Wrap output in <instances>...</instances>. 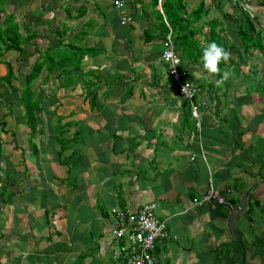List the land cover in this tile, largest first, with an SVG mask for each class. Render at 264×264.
I'll return each mask as SVG.
<instances>
[{"label":"crops","instance_id":"crops-1","mask_svg":"<svg viewBox=\"0 0 264 264\" xmlns=\"http://www.w3.org/2000/svg\"><path fill=\"white\" fill-rule=\"evenodd\" d=\"M114 2L91 3L97 13L89 16L90 40L101 49L111 38L121 48L85 55L83 61L91 62L96 83V70L119 69L118 86L106 75L109 81L96 85V95L105 87L102 97L72 96L70 109L59 117L69 123L64 135L74 143L61 156L53 139L57 132L48 128L34 134L36 147L3 148L8 154L0 158V264H122L113 256L114 211H135L149 203L156 204L157 216L167 224V237L154 252L159 264H264V203H250L252 194L258 202L264 194V184H255L264 179V98L255 91L256 81L253 92L250 86L239 90L245 98L238 102L228 95L229 81L217 87L201 77L203 68L189 64L200 91L186 100L158 59L165 38L145 41L144 29L154 16L148 12L145 28L144 17L122 23L121 15L129 11L110 10ZM201 2L210 9L202 20L220 17L230 41H239L232 23L245 14L264 25V0H187V5L192 9ZM99 3L107 7L102 13ZM215 4L231 14L230 22ZM81 6L72 9L78 12ZM208 30L205 25L201 42ZM235 48L240 51L241 45ZM109 57L119 62L107 68ZM254 70L248 74L257 76ZM132 72L137 75L130 78ZM75 86L72 90L80 94L82 85ZM14 152L24 155L15 162ZM16 169L24 180L17 179ZM252 183L255 188L248 191ZM210 188L225 203H199Z\"/></svg>","mask_w":264,"mask_h":264},{"label":"rangeland","instance_id":"rangeland-1","mask_svg":"<svg viewBox=\"0 0 264 264\" xmlns=\"http://www.w3.org/2000/svg\"><path fill=\"white\" fill-rule=\"evenodd\" d=\"M142 1H146V0H142ZM109 2L111 3V0H109ZM77 3L80 5L86 6L85 13H82V11L76 12L77 10L72 9L74 8L73 6H76ZM91 3L93 4L94 0H6L5 7L7 8V10L5 12L6 13L14 12L15 19L18 22L19 30L21 31V33L24 36L26 35V31L24 28L25 26L27 29H30L33 33L37 32L36 34H38V36L36 37L33 36L34 38L31 39L32 45L28 44L24 46V50L22 53L25 56H28L27 58H24V57L19 58L18 53L13 52V50L4 51L3 55L0 57V76L7 74L8 69L11 67L16 77L12 80L11 83H8V84L3 83V82L0 83V116L2 117V121L7 123L3 127L1 126L0 128V139L2 141V144L0 145V158L3 155L7 156L8 153H6L3 150L4 146H7V144L12 145V146L14 145L13 147L17 148L18 150L19 149L21 150L22 149L21 147L23 146L31 148L37 145V143L29 144V139L27 137L31 136L32 133L30 131L23 132V128L26 127L24 125V117L22 115L23 106L20 101L19 102L17 101V95H18V91L22 89V87L24 86V84L20 82L24 80L26 74L31 70L32 68L31 65L35 61V59L38 57L39 51L45 49L48 46L47 44L48 42L49 44H57L58 46H60V48H63L61 50V57H59L60 55L59 53L55 52L54 54L55 57H54L53 62L57 60L61 62L62 65H64L63 67H66L69 69V79L64 78L62 76V70H63V67H62L59 73L60 75H57L59 71L48 73L45 69H42L39 79H35L32 81L31 90H33L35 93L37 91H42V94H38V96L40 97V102L44 107V110L42 111L43 114L45 115L43 116V120L45 121L44 128L54 129V126L57 122V118H60L59 116H64L63 114L65 113V111H68L70 109L71 107L70 103H71V100L73 99L72 96H77V97L80 96L81 98L84 99L86 89L81 90L80 94L76 93L74 90H72V88L75 89L76 84H81L82 87H84L86 86L85 80L91 79L95 81L90 87V92L92 90L91 93L94 95H96V90H97L96 85L101 82V79L109 81L108 79L109 77L112 79V82L114 83V85L118 86V83H119V82L117 83L118 78H114V76L119 75L120 73L119 69H117V71H114L112 73H109V71L104 68L96 70V73L99 77L98 79L99 83H96L95 75L91 74V71L94 69L90 67L91 62L88 59H85L81 63V67L79 70V73L81 76L79 79H77V76H76L77 72L71 70V68L79 61L80 53L84 52L86 57L87 56L94 57L100 54L101 52L103 53L109 52L111 48H113V46H116L118 49H120L122 46L120 42L118 44L117 42L113 41V39L111 38H106L105 40H103L105 47H102L101 49L100 47L97 48L95 46V43H91L90 35L92 34L90 33L92 30L91 31L89 30L91 26L90 17L93 18L97 13V7L95 6L94 8H92ZM99 4L103 6L101 9L98 8L100 12L103 9L107 8L105 7V4H101V3ZM126 5H129V3L127 2ZM139 5L140 7H143V9L150 8V5L147 3H146L147 7H145L142 2H139ZM0 7L3 8L2 5H0ZM110 10H113L116 13H118V11L120 12L124 10V12L127 13V8L126 7L124 8V6L120 9H117L115 6H111ZM144 13H146V10L144 11ZM3 15L5 14L0 11V16H3ZM123 15L125 17L129 16L128 14H123ZM149 15L151 14L149 13ZM142 16H143V13L141 10L138 12L137 21H141L142 19L141 20L139 19L142 18ZM146 22L147 20L144 19V24H145L144 28L147 26ZM63 23L65 24V27L58 29ZM128 26L129 28H131L130 25ZM255 26L258 29V34H260V36H259V40L256 37H254V39L264 44V25L255 23ZM57 29L60 32L59 37L63 39L62 42L54 38V35L56 33L55 31ZM12 33H13V30L11 31V34ZM82 35L84 36V38L81 40ZM232 43H234L235 45H241L238 40H236V42L233 40ZM75 45L77 46L80 45L81 47H85V49L83 50V52H78V50L73 49ZM34 47H36L35 52L33 50ZM29 54H32V55H29ZM43 54L51 56L53 55V50H50V49L45 50ZM66 54L67 55L69 54L70 58L67 57ZM133 54L135 56H138L137 51H134ZM232 54L233 55L239 54V57L237 58V60L235 58L236 63L231 67V70H229L230 76L227 79V81H229L230 83L226 84L228 95L232 93L233 96H237L238 102H240L241 100L244 101L245 97L244 96L241 97L238 95L239 90L243 88H245L244 90H246V88L250 86L249 89H251L253 92L254 87L251 84L255 82L254 80L256 79H257L256 84L259 88L257 90V93L258 94L262 93L261 89L264 88V72L261 70V66L264 63V50L262 51L254 50L253 53L249 52V54H247L244 52V49L241 47L240 51L234 50ZM253 54L256 55V57ZM104 55L105 54L100 55L99 58H103L104 60ZM93 60H96V59H93ZM129 61H134V60L130 58ZM117 62H119V60L117 61V57L116 58L109 57L106 60V62H104V64H106L107 68H111ZM8 64H10V66ZM131 66L135 67L134 65H131ZM245 66L248 67L247 70H245L246 69ZM251 69L252 70L256 69L254 70L255 71L254 75H257V76H250L248 74L252 72ZM205 73L201 77L208 76L206 79L211 80V81L220 79V77H216L213 74H209L207 72ZM244 73H247V74L244 75ZM136 75H137L136 73L133 74L132 72L129 77L130 78L132 76L135 77ZM199 75H200V72H199ZM42 77L48 78L45 81V84H43L40 81ZM81 77L84 79V81L81 80ZM107 81H104V82H107ZM203 81L204 79L201 78L199 82L203 83ZM13 86H15V88H13ZM100 90L98 91L95 97H98V98L102 97L101 94L105 90V87H102ZM112 90L114 91V89ZM87 91H89V89ZM93 96L88 95L85 98H88L90 100ZM250 96H252L253 98V97H256L257 94H252ZM263 98H264V93H263ZM12 101L13 103L15 102L14 105L12 104ZM257 104H258V107L261 106V104H259V101H257ZM263 104H264V100H263ZM64 122H66V119H64ZM39 130L41 129L39 128L36 131H39ZM14 132H17V134H15L16 136L15 139L13 137ZM40 132H42V130ZM20 133L22 135L25 134V138L22 140L19 139L20 136L19 138H17L18 134ZM36 139L37 137H35V140ZM13 140L17 141V143H14ZM259 147L261 148L262 146H259ZM257 151L258 149H256L255 152ZM23 155L24 154H20V152H14L13 160L17 162L18 160H20V157ZM20 165H25V163L23 162V163L18 164V166ZM0 167H1V164H0ZM12 168H13V164H12ZM0 172L4 176V167L3 169L2 168L0 169ZM16 174L19 175L17 176V179L19 177L22 178L23 180L25 179L22 175L20 176L19 172L15 173V175ZM5 175H7V173ZM14 178H12L11 176L8 180H13ZM0 180H2L1 177H0ZM255 184L256 185L264 184V179L263 180L257 179ZM251 185L252 186L249 188L248 191H251L255 188L254 183H252ZM254 196L256 195L252 194V196L250 197V203L252 204H254V202L256 201V200H253ZM261 203H264V194H263L262 199L258 203L261 205V207H263V204Z\"/></svg>","mask_w":264,"mask_h":264},{"label":"trees","instance_id":"trees-1","mask_svg":"<svg viewBox=\"0 0 264 264\" xmlns=\"http://www.w3.org/2000/svg\"><path fill=\"white\" fill-rule=\"evenodd\" d=\"M160 1L161 3V9L157 8V4ZM128 2L129 5L125 6V3ZM139 2H142L145 7H147L146 3L150 5V8L143 9V7H140ZM145 2V3H144ZM6 0H1L0 5L3 6V8L0 7V11L3 12L5 15L0 16V57L3 55L4 51L13 50V52L18 53L19 58H27L28 56H25L22 52L24 50V46L31 44V39L38 36L36 34L37 32L33 33L30 29H27L25 26L26 35L24 36L21 31L19 30L18 22L15 19L14 12L6 13L5 11L7 8L5 7ZM204 3L201 2L196 7L190 9L187 5V0H124V6L127 8V12L129 11V16L134 18L135 16H138V12L142 10L144 19L149 22V17L147 16L148 12L152 14L155 18V22H151L149 26H147L144 29V36L145 41H149L154 37H162L165 38V36L168 33H171L172 35V41L174 48L176 50L177 55L181 58V63L184 66V68L187 71V75L190 80L191 77L189 73H191V68L189 67V64L195 65L198 64L200 68H203L202 63V47L208 42L216 41L220 45H222L227 51L231 53V59L227 64L221 62L220 68L221 73L226 67H230L236 63L235 58L239 57V54L232 56V52H234L235 46L232 41H230L227 37H225V28L223 21L218 16H213L209 19L202 20L203 16H207L209 14L210 9L204 8ZM140 7V8H139ZM215 8L218 11H221V16H227V21L230 22L229 16L231 14H224L223 8L219 7L215 4ZM146 10V13L144 11ZM78 11H82V13H85V9L83 6L78 8ZM148 11V12H147ZM226 18V17H225ZM207 25L209 30L205 38L202 42L199 38L203 35V28ZM233 26L236 27V35L241 43V47L244 49V52L249 54V52L252 53L254 50L262 51L264 50V44L261 42H258L254 39V37L258 38L260 34H258V29L255 26V23L253 20L249 18L248 15H244V20L242 19L239 21V23H232ZM65 27V24L63 23L58 29ZM57 29V30H58ZM13 30V33L11 34V31ZM55 31L54 38L60 40L61 42L63 39L59 37L60 32ZM222 34L224 36H222ZM34 36V37H33ZM198 36V39H197ZM47 39V38H46ZM230 42V43H229ZM48 46L39 51L38 57L35 59V61L32 63L31 70L26 74L23 81L20 83H23L24 86L22 89L18 91L17 95V101L21 102L23 106V117H24V125L26 126L23 128V132L30 131L31 136L27 137L29 139V144L33 143L35 144V141H32L34 134L36 133L37 129H44L45 121L43 120V110L44 107L40 102V97L38 94H42V91H37L36 93L31 90V83L35 79H39V76L42 72V69H45L48 73H52L54 71H59L57 75H60V71L64 65L61 64L59 61H54V54L55 52L59 53V57H61V50L63 48H60L57 44H49ZM35 45V44H34ZM37 47V46H36ZM36 47H34V52ZM72 48V47H71ZM53 50V55L48 56L43 54L45 50ZM73 49L78 50V52H83L85 47H81L80 45L73 47ZM33 54V53H32ZM29 54V55H32ZM24 55V56H23ZM28 55V54H27ZM67 57L70 55L66 54ZM85 57V53H80L79 55V61L71 68L72 71L77 72L76 76L77 79L80 78V67L81 63ZM70 58V57H69ZM21 60V59H20ZM49 61V62H47ZM184 61L188 62L184 63ZM48 64H47V63ZM11 64V62H10ZM10 64H8L10 66ZM44 67V68H43ZM62 76L64 78L69 79V69L66 67H63L62 70ZM217 76V75H216ZM219 76V75H218ZM244 76V75H243ZM170 77V76H169ZM16 78L13 69L10 67L8 69L7 74L0 76V83H11L12 80ZM47 77H42L41 82L45 84V81L47 80ZM254 79V78H253ZM81 80L84 81V79L81 77ZM257 80V79H256ZM255 80V81H256ZM85 85L82 87V89H86L85 97L88 95H92V90L90 92V87L95 82L91 79L85 80ZM70 83V82H69ZM199 86V85H198ZM15 88V86H13ZM12 88V90H13ZM200 88V86H199ZM89 89V91H87ZM259 88H256L255 91H257ZM262 93L259 95L263 96L264 88L261 89ZM17 91V90H15ZM41 92V93H40ZM198 94H196L195 98ZM12 104L14 105L15 102ZM38 113V115H37ZM78 124L79 122H74ZM6 122L2 121V117L0 116V128L3 127ZM69 123L64 122L63 118H57V122L54 126V129L57 132V136H53V139L55 140V144L59 145L58 150L56 149V154L58 156H61L62 153L70 147L69 145L73 144L72 138L65 137L64 131L69 128ZM34 132V133H33ZM14 139L16 138L15 133H13ZM25 137H20L19 139L22 140ZM14 143H17V141L13 140ZM19 142V141H18ZM2 144V141L0 139V145ZM18 146V145H16ZM36 147V146H35ZM67 171L69 172L70 169L67 168ZM16 172H20V170L16 169ZM1 177V176H0ZM8 178V176H6ZM9 179V178H8ZM7 179V180H8ZM6 186V185H4ZM6 190L3 189L2 192H5ZM255 203H259L257 200Z\"/></svg>","mask_w":264,"mask_h":264},{"label":"built area","instance_id":"built-area-1","mask_svg":"<svg viewBox=\"0 0 264 264\" xmlns=\"http://www.w3.org/2000/svg\"><path fill=\"white\" fill-rule=\"evenodd\" d=\"M115 7L120 9L124 6L122 0H115ZM130 16H121V22H130ZM165 46L159 55V61L166 66L167 73L171 80L178 86L180 94L188 101H193L200 88L189 79L187 71L181 63V58L177 55L173 45L172 35L165 36ZM171 51L175 58L180 60V64L172 67L171 62L162 60V54ZM187 85L186 94L182 91ZM191 113L198 118L196 106L192 104ZM216 201L225 203V199L215 189H208L198 202ZM112 221L113 238L117 241L113 250L115 259L122 261V264H159L157 256L154 254L159 243L167 237L166 221L156 214V204L149 203L136 209L135 211L117 209L114 211Z\"/></svg>","mask_w":264,"mask_h":264},{"label":"clouds","instance_id":"clouds-1","mask_svg":"<svg viewBox=\"0 0 264 264\" xmlns=\"http://www.w3.org/2000/svg\"><path fill=\"white\" fill-rule=\"evenodd\" d=\"M123 4H124V1H123ZM114 6H115V3H114ZM230 59H231V53L227 51L222 45H220L216 41L208 42L202 47L203 70L209 74L220 76V79H217L214 82L217 87L222 86L224 82L230 76V72L227 69H225L221 73V68H220L221 62L227 64ZM162 60L165 62H171L172 67L174 69L177 64H180V60L175 58L171 51L163 52ZM187 85L188 84L186 83L182 89L184 94H186Z\"/></svg>","mask_w":264,"mask_h":264}]
</instances>
